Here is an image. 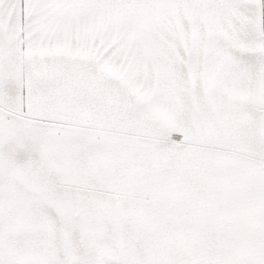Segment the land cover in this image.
I'll list each match as a JSON object with an SVG mask.
<instances>
[{"label":"snow or ice","instance_id":"6c2138e0","mask_svg":"<svg viewBox=\"0 0 264 264\" xmlns=\"http://www.w3.org/2000/svg\"><path fill=\"white\" fill-rule=\"evenodd\" d=\"M0 264H264V0H0Z\"/></svg>","mask_w":264,"mask_h":264}]
</instances>
